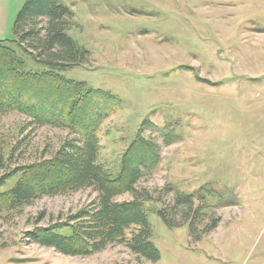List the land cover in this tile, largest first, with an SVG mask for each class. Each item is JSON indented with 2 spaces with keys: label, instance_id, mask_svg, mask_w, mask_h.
Returning <instances> with one entry per match:
<instances>
[{
  "label": "rangeland",
  "instance_id": "1",
  "mask_svg": "<svg viewBox=\"0 0 264 264\" xmlns=\"http://www.w3.org/2000/svg\"><path fill=\"white\" fill-rule=\"evenodd\" d=\"M61 1L74 13L69 33L92 51L89 62L62 74L120 98L121 107L97 132L104 169L118 175L124 153L141 135L156 146L158 162L139 180L140 189L170 203L166 185L191 192L210 183L231 191L233 202L213 199L203 224L211 217L220 222L201 239L187 225L169 228L150 212L162 255L154 262L119 242L90 255L32 242L28 231L69 222L98 192L83 186L44 194L0 214V264H264V0ZM25 2L0 0V40L21 53L15 21ZM27 59L29 70L46 69ZM25 115H0L11 155L0 173L12 174L3 189L71 143L81 144L69 127L30 126ZM131 198L128 192L116 197Z\"/></svg>",
  "mask_w": 264,
  "mask_h": 264
},
{
  "label": "trees",
  "instance_id": "2",
  "mask_svg": "<svg viewBox=\"0 0 264 264\" xmlns=\"http://www.w3.org/2000/svg\"><path fill=\"white\" fill-rule=\"evenodd\" d=\"M73 14L61 0H26L15 21V42L23 53L0 40V115L20 110L28 114L25 116L30 118V126L69 127L81 139V144L76 141L63 148L48 165L32 167L26 179H19L8 189L3 187L12 174L0 173V214L19 209L44 194L93 187L98 195L90 207L80 209L69 222L38 225L26 233L28 239L70 255H90L113 243H125L139 258L156 262L162 255L152 238L150 212L169 228L187 225L189 233L201 239L220 222V217H211L203 224L213 199L233 202V193L228 191L227 195L226 190L210 183L191 192L168 184L164 189L172 194V201L167 203L162 195L155 197L150 190L140 189L139 180L158 162L156 146L143 141L141 135L124 153L118 175L104 169L98 161L97 132L101 123L121 107V102L109 91L88 88L62 74L89 62L92 55L69 33L74 25ZM27 57L46 69L29 70ZM79 93L83 95L76 97ZM5 145L0 133V172L7 170L11 158ZM124 192L132 198L118 201L116 197ZM155 202L160 204L156 210L151 208ZM201 226L202 231L197 234Z\"/></svg>",
  "mask_w": 264,
  "mask_h": 264
}]
</instances>
